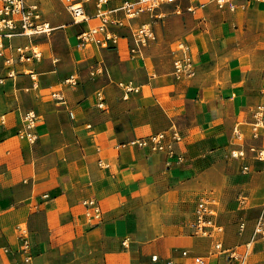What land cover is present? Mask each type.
Returning a JSON list of instances; mask_svg holds the SVG:
<instances>
[{
  "label": "crops",
  "instance_id": "crops-1",
  "mask_svg": "<svg viewBox=\"0 0 264 264\" xmlns=\"http://www.w3.org/2000/svg\"><path fill=\"white\" fill-rule=\"evenodd\" d=\"M230 1L235 9L213 0L162 5L157 38L134 54L130 26L114 27L119 40L110 47L78 46V33L98 22L94 3L91 18L77 23L66 0H41L56 27L34 40L42 58L16 60L12 77L0 58V264H264L263 236L244 248L264 213V161L250 150L264 146V129L252 133L264 104V0ZM179 42L189 45L191 76L175 73ZM72 74L77 84L66 82ZM31 110L39 116L34 141L24 135ZM173 128L181 160L130 143ZM202 202L225 228L216 236L194 234Z\"/></svg>",
  "mask_w": 264,
  "mask_h": 264
},
{
  "label": "built area",
  "instance_id": "built-area-1",
  "mask_svg": "<svg viewBox=\"0 0 264 264\" xmlns=\"http://www.w3.org/2000/svg\"><path fill=\"white\" fill-rule=\"evenodd\" d=\"M111 0H66L67 8L74 20L80 23L91 18L87 4L94 3L96 9V17L98 22L90 26L88 29L78 33V46L85 48L91 45H98L102 47H110L117 44L119 34L114 27L122 28L130 26L135 45L131 48L132 53H141L142 49L148 46L157 38L154 29V18H163L164 13L158 12V9L164 4L176 3L178 0H125L121 6L116 9H109L108 4ZM220 8L229 6L235 9L236 4L230 0H213ZM205 4L202 3L201 7ZM177 11L181 12L182 8L176 6ZM189 11H195L197 6L190 5L187 7ZM114 11H122L124 17L113 15ZM150 14L152 19L140 23L138 25L129 24V20L140 17L142 14ZM46 16V12L42 6L41 0H0V58L3 65L8 69L7 76H15L13 64L16 60L32 61L40 59L43 56L44 50L41 45L35 42V38L46 35L51 36L55 30ZM16 36L27 38V42L22 44H13L10 40ZM8 40V42L6 41ZM9 50L11 52H9ZM180 52L174 61L175 73L178 76H191L195 73L192 58L189 56V45L186 42H179L176 48ZM9 52V53H8ZM78 74H72L66 79L68 84L78 83ZM6 76L0 73V84L4 83ZM121 85L128 91L137 89L131 82H121ZM57 97H63L61 93L54 92ZM39 116L34 110L28 111L24 114V135L31 141L37 138L35 127L37 125ZM264 129V104H261L255 110V120L252 122V133L254 137H259ZM237 137L243 139V134L238 129L236 130ZM181 134L178 129L173 128L169 132L159 131L132 140L130 143L142 148L150 147L154 150L164 151L170 159L178 155L175 144L181 140ZM250 150L254 156L264 161V146L252 145ZM236 156H245V150H238L233 152ZM179 160L183 157L178 155ZM245 168H249L246 166ZM87 205H92L95 210L100 213V208L94 199L85 200ZM264 207V203H263ZM216 211L208 202H202L196 212V218L193 223V231L196 235H210L216 236L225 230L224 226L217 223L215 220ZM245 227V223L241 224ZM25 232V230H24ZM264 237V213L261 214L255 225L253 238L250 242L245 244L244 248L246 254L250 252L253 242L259 237ZM24 250L29 246L27 236H22ZM216 248L222 250L223 241L216 242ZM184 255H188L189 251L185 250ZM231 257L241 258V254L237 250H232ZM30 256H27L29 259ZM157 260L158 256H154ZM196 262L203 263L204 259L201 256L195 257ZM165 264H179L173 259H169Z\"/></svg>",
  "mask_w": 264,
  "mask_h": 264
},
{
  "label": "rangeland",
  "instance_id": "rangeland-1",
  "mask_svg": "<svg viewBox=\"0 0 264 264\" xmlns=\"http://www.w3.org/2000/svg\"><path fill=\"white\" fill-rule=\"evenodd\" d=\"M184 78H185V77H184ZM62 86L64 87V86H66V85H65V84H63V85H61V87H62Z\"/></svg>",
  "mask_w": 264,
  "mask_h": 264
},
{
  "label": "bare ground",
  "instance_id": "bare-ground-1",
  "mask_svg": "<svg viewBox=\"0 0 264 264\" xmlns=\"http://www.w3.org/2000/svg\"><path fill=\"white\" fill-rule=\"evenodd\" d=\"M241 51H242V50H241ZM245 54H246V53H245ZM202 173H203V172H202ZM202 175H204V173H203ZM202 175H201V176H202ZM201 176H200V177H201Z\"/></svg>",
  "mask_w": 264,
  "mask_h": 264
}]
</instances>
